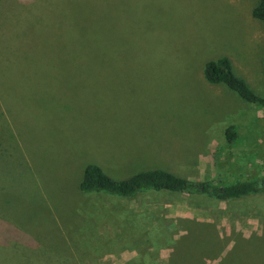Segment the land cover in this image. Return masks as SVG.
I'll return each instance as SVG.
<instances>
[{
	"label": "rangeland",
	"instance_id": "rangeland-1",
	"mask_svg": "<svg viewBox=\"0 0 264 264\" xmlns=\"http://www.w3.org/2000/svg\"><path fill=\"white\" fill-rule=\"evenodd\" d=\"M258 3L0 0L3 264H264V193L131 200L78 188L87 165L113 180L162 169L211 186L260 181L263 109L203 77L226 57L264 98ZM236 120L235 142L196 143Z\"/></svg>",
	"mask_w": 264,
	"mask_h": 264
},
{
	"label": "trees",
	"instance_id": "trees-1",
	"mask_svg": "<svg viewBox=\"0 0 264 264\" xmlns=\"http://www.w3.org/2000/svg\"><path fill=\"white\" fill-rule=\"evenodd\" d=\"M251 14L253 18L264 23V0H259ZM203 76L211 84H224L242 100L257 105L264 111V98L256 96L245 81L233 73L228 58L222 57L206 62L203 68ZM225 138L229 144L233 142L235 138L233 127L225 130ZM82 175L78 187L82 193L101 192L131 200L148 191H169L190 195L205 194L211 199L223 202L264 193V175L260 181L240 180L221 186H211L207 182L178 177L162 169L142 170L124 180H113L100 167L87 165Z\"/></svg>",
	"mask_w": 264,
	"mask_h": 264
},
{
	"label": "crops",
	"instance_id": "crops-1",
	"mask_svg": "<svg viewBox=\"0 0 264 264\" xmlns=\"http://www.w3.org/2000/svg\"><path fill=\"white\" fill-rule=\"evenodd\" d=\"M204 77V76H203ZM205 79V78H204ZM209 83V82H208ZM211 84V83H209ZM217 84H221V83H217ZM217 84H213V85H217ZM217 88L214 90L215 93H220L222 92V89L219 88L218 86H216ZM230 90V89H229ZM238 96V95H237ZM239 97V96H238ZM240 98V97H239ZM241 99V98H240ZM242 100V99H241ZM244 101V100H243ZM239 121H242V120H236L234 122V125H230L228 127L225 126V128H223L222 132H221V136H216V137H211L210 140L208 141V139H201V141H196V143H204V144H215L217 142H220V141H224L225 143L229 144L225 138V130L229 127H233L234 128V131H235V138L233 140V142L236 141V139L238 138L237 135H236V128H237V122ZM238 140V139H237ZM140 143H137V144H147V143H143L142 140L139 141ZM178 141L177 140H173V143H177ZM155 143V142H154ZM133 143L132 142H129L126 144L127 146V150L126 152H128L129 150L131 151H139V148H131V145ZM174 149V147H173ZM176 150V149H175ZM187 179V178H186ZM191 180V179H189ZM194 181V180H192ZM8 183L5 181L4 179V173L2 172V174H0V264H3L4 262V257L5 256H8V249L6 250V248L9 246V241H10V238L8 237V235L6 234V231L9 227V225L7 224L6 222V208H8V204H7V200L5 199V197L2 196L1 192L4 193V190H6V187H7ZM259 196V195H258ZM256 197V196H255ZM240 200V199H239ZM238 200V201H239ZM236 201V203L238 202ZM226 202V201H225ZM255 203V202H254ZM224 216L220 217V218H223ZM204 224V223H203ZM216 224V223H214ZM190 227L193 229V227H198V228H203V225L202 223H199V222H192ZM205 229V227L203 228ZM210 230H212V227L209 228ZM208 228H206V230H209ZM190 230V229H189Z\"/></svg>",
	"mask_w": 264,
	"mask_h": 264
}]
</instances>
